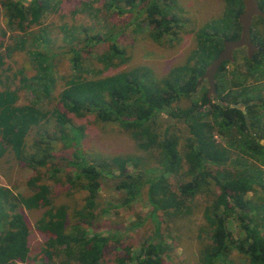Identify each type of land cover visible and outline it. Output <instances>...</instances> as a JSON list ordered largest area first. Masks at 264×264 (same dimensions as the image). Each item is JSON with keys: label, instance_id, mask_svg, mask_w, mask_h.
<instances>
[{"label": "trees", "instance_id": "trees-1", "mask_svg": "<svg viewBox=\"0 0 264 264\" xmlns=\"http://www.w3.org/2000/svg\"><path fill=\"white\" fill-rule=\"evenodd\" d=\"M224 2L238 8L230 10L228 24L219 34H203L204 55L210 52V44L216 46L210 59L218 55L224 40L240 35L238 15L243 9L242 0ZM257 3L264 12V0ZM176 4L177 0L103 1L107 10L131 14L134 26L147 23L148 36L164 44L177 38L186 26L174 12ZM56 6V0L0 1V18L5 22V27L0 25V158L10 154L35 172L27 182L33 189L29 195L13 193L0 185V264H24L31 257L30 225L20 212L22 207L44 208L38 220V229L46 235L42 264H105L104 255L113 235L90 233L88 227L96 217L101 181L105 173H111V166L118 170L116 188L124 193L123 204L145 195L154 223L152 236L135 255L128 246L119 247L118 239L115 240L118 252L119 248L124 249V254L116 258L117 264H162L169 245L160 236L158 213L167 217L189 214L191 207L186 202L198 194L209 197L203 208L206 236L199 263L264 264V186L262 194L256 187L264 172L248 159H233L230 148L239 147L264 165V143L258 139L264 137V128L258 124L257 116L264 99L250 95L249 83L264 74V20L259 17L263 27L253 34L257 52L251 58L243 56L244 70L227 71L229 61L219 66L215 75L217 98L208 97L203 88L190 105L177 106L176 101L190 98L200 89L203 80L198 79L208 63L195 60L193 64L176 66L160 79L146 66L93 77L91 72L95 69L88 59L95 58L108 68L115 60L125 62L127 55L115 41L116 33L90 32L86 27L81 28L80 36L66 51L71 74L54 96L55 54L47 46L46 29L31 26L39 25L46 13L57 10ZM8 33L14 38L11 43H5ZM103 41H110L108 47L101 53L94 52V47ZM17 51L29 55L33 76L26 73L25 67L9 73L11 67L6 59ZM40 80L42 83H38ZM24 87L35 98L19 104ZM45 99L50 107L43 110L41 103ZM255 99L261 103L246 107L247 127L241 109L231 104ZM162 112L168 113L165 124L158 120ZM69 113L117 125L138 148L157 149V165L135 168L138 161L131 156H113L110 161L89 157L83 148V128L73 122ZM180 123L186 128L182 151L181 134L177 132ZM216 133L227 137L226 144L216 139ZM241 162L243 165H238ZM129 163L133 170L128 169ZM60 172L65 174L64 180L71 189L86 193L84 203L72 212L66 204H53L50 187L42 180L47 175L59 182ZM172 175L179 176L176 190L169 181ZM228 220L237 224L238 236L228 229Z\"/></svg>", "mask_w": 264, "mask_h": 264}, {"label": "rangeland", "instance_id": "rangeland-1", "mask_svg": "<svg viewBox=\"0 0 264 264\" xmlns=\"http://www.w3.org/2000/svg\"><path fill=\"white\" fill-rule=\"evenodd\" d=\"M18 1L27 3L29 0ZM56 1L57 6L55 9L57 10L46 13L39 25L31 26L32 29H39V27L46 29L47 46L55 54L52 61L56 79L53 90L54 96L62 90L63 85L66 84L65 81L70 77L71 69L66 51L80 36L79 32L83 27L91 30L90 32L100 31L99 33H106L110 30L116 33L115 41L120 48L125 50L127 55L125 62L121 64L118 60H115L114 64L108 68L103 67L95 58L88 59L87 61L90 60L95 69L94 72H91L94 75L93 77H103L119 70L146 66L152 70L155 78L160 79L166 76L173 67L193 64L195 60L209 64L214 59H210V54L215 51L216 46L210 44V52L204 55L202 52L204 46L203 34H212L215 31L219 34L228 24L229 14L232 13L230 10L236 11L238 8V5L225 3L224 0H177L174 12L185 21L186 26L180 31L177 38H172L167 41V44H164L155 42L148 36L149 27L147 23L142 22L141 26H134L131 23V14L119 15L107 10L103 7L104 0ZM0 25L5 27L2 16ZM8 35L5 43L13 42L14 38L10 37L9 33ZM109 44L110 41L101 42L94 47V52H103ZM235 51L234 60L226 65L227 71H232V69L244 70L242 59L245 55V49ZM6 63L11 67L9 73L25 67L28 75L33 76L35 74L33 73L32 61L24 51H17L12 54L6 59ZM201 80L203 81L201 87L199 86L200 89L192 97L180 99L176 101L175 105L188 106L192 100L197 99L201 95V89H207L206 80ZM249 81L250 86H252L250 95L256 99H264V74ZM40 82L42 83L41 80L38 83ZM16 83L18 82L16 81ZM22 90L21 97L18 100L19 104L29 102L35 98L30 89L24 87ZM54 96L52 99L55 98ZM41 107L46 110L50 107V104L45 99L41 103ZM258 113V124L264 128V107L258 109ZM167 114V112L161 113L158 118L160 123H166ZM68 115L75 124L83 128V148L89 157L110 161L113 156H131L138 161L135 168L157 165L158 150L138 148L129 134L117 125L96 122L92 116L76 117L71 113ZM178 126L179 129H176L181 134L178 135H180L179 147L182 151L186 128L183 123ZM32 139L33 134L29 136V141ZM216 139L223 144L227 142V137H222L218 133H216ZM258 139L262 144L264 143V137L259 136ZM230 148L232 149L233 159H242V162L248 159V161L258 165L264 172V165L260 160L242 152L239 147L230 146ZM242 162L238 165H243ZM127 167L130 170L134 169L132 163L127 164ZM109 173H105L101 181L97 208L94 212L96 217L91 221L88 230L90 233L101 232L106 235H113L107 253L104 255V260L105 264H117L116 258L118 254H124V249L119 248L120 252H118V244L115 240L118 239L119 247L128 246L135 255L139 252V247L148 240L147 238L152 236L154 223L149 216L151 207L145 195L130 204L124 205V193L116 188L119 179L115 176L118 175V170L111 166V173L114 176L111 177V173ZM34 175L35 172L32 169L18 163L10 154L0 158V185L9 188L13 193L31 194L33 189L27 182ZM59 176L62 179L59 182L49 179L47 175L42 177L43 182L50 187L53 204L56 206L66 204L69 206V212L79 209L84 203L86 193L84 190L71 189L64 180L65 174L63 172H60ZM178 179L179 176L177 175L170 176L169 181L172 189L176 190ZM262 186H264V173L260 182L256 184L259 194L263 193ZM249 196L250 193L247 194V197ZM208 198L206 194H198L191 201H187L186 203L191 207V212L186 215L167 217L161 212L158 213V218L161 221L160 236L169 245L166 252L168 256L163 255L162 264H200L199 252L206 236L203 225V208L208 202ZM20 212L30 225L29 246L31 257L24 264H42L41 249L44 246L46 235L38 229V220L42 216L44 208L27 209L22 207ZM227 227L235 236H238L239 229L235 222L228 220ZM54 261L56 262V259ZM71 264L78 263L72 262Z\"/></svg>", "mask_w": 264, "mask_h": 264}, {"label": "water", "instance_id": "water-1", "mask_svg": "<svg viewBox=\"0 0 264 264\" xmlns=\"http://www.w3.org/2000/svg\"><path fill=\"white\" fill-rule=\"evenodd\" d=\"M243 11L239 15V21L241 25L240 36L237 39L224 40L222 49L218 55L208 64L203 74L198 79H205L207 83L206 95L208 97L217 98L215 88V75L218 71L219 66L224 61L232 62L234 60V51L240 47L245 46L247 56L250 58L253 53L257 51L256 46L251 41L250 37V25L253 16H260L264 19V12L259 8L257 0H242ZM221 103V102H220ZM223 105V103H221ZM231 106L236 108H242L240 103H233ZM244 119L247 127H249L248 114L242 109Z\"/></svg>", "mask_w": 264, "mask_h": 264}, {"label": "flooded vegetation", "instance_id": "flooded-vegetation-1", "mask_svg": "<svg viewBox=\"0 0 264 264\" xmlns=\"http://www.w3.org/2000/svg\"><path fill=\"white\" fill-rule=\"evenodd\" d=\"M243 3V2H242ZM242 11H243V9H242ZM241 11V12H242ZM240 12V13H241ZM240 13H239V15H240ZM239 15H238V21H239ZM259 17L260 16H253L252 17V20H251V25H250V37H251V41L254 43V38H253V34L255 35V30L256 29H260V28H262L263 27V23L259 20ZM260 18H262V17H260ZM263 19V18H262ZM264 20V19H263ZM239 23H240V21H239ZM240 31H241V25H240ZM240 36V35H239ZM254 45H255V43H254ZM256 46V45H255ZM242 48H244L245 49V55H247V52H246V47L245 46H243V47H240V48H238V49H242ZM257 48V47H256ZM257 50H258V48H257ZM257 52V51H256ZM255 52V53H256ZM254 54V53H253ZM252 54V55H253ZM248 57V56H247ZM252 57V56H251ZM250 57V58H251ZM249 58V57H248ZM242 61H243V59H242ZM244 62V61H243ZM253 102H256L257 104H259V103H261L259 100H248V101H243L242 100V102H239L241 105H242V108H241V111H242V109H244V111L246 112V107H248V105H250V104H252ZM240 109V108H239ZM244 115V114H243Z\"/></svg>", "mask_w": 264, "mask_h": 264}, {"label": "clouds", "instance_id": "clouds-1", "mask_svg": "<svg viewBox=\"0 0 264 264\" xmlns=\"http://www.w3.org/2000/svg\"><path fill=\"white\" fill-rule=\"evenodd\" d=\"M233 57H234V54H233Z\"/></svg>", "mask_w": 264, "mask_h": 264}]
</instances>
